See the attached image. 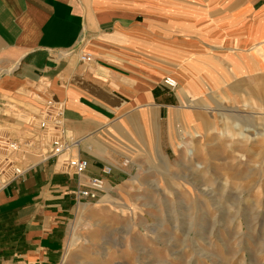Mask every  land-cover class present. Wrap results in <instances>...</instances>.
<instances>
[{
    "label": "crops",
    "instance_id": "0c3cea01",
    "mask_svg": "<svg viewBox=\"0 0 264 264\" xmlns=\"http://www.w3.org/2000/svg\"><path fill=\"white\" fill-rule=\"evenodd\" d=\"M223 20L243 61L261 46L264 69V0H0V125L16 122L3 113L10 104L42 111L51 101L69 151L88 163L77 176L40 162L0 182V264L62 263L78 207L91 202L78 191L99 177L98 197L108 193L129 176L125 158L152 160L172 134L179 98L164 79L176 78L188 99L199 75L173 71L178 40Z\"/></svg>",
    "mask_w": 264,
    "mask_h": 264
},
{
    "label": "rangeland",
    "instance_id": "374dc122",
    "mask_svg": "<svg viewBox=\"0 0 264 264\" xmlns=\"http://www.w3.org/2000/svg\"><path fill=\"white\" fill-rule=\"evenodd\" d=\"M227 21L178 40L185 46L174 47L173 71L199 75L188 99L179 84L173 90L172 134L157 141L152 160L125 158L127 179L79 205L61 264H264L262 51L252 47L243 61ZM54 109L16 103L3 111L16 122L0 125V182L15 166L39 163L38 151L49 155L60 128ZM72 156L68 149L47 161L64 170Z\"/></svg>",
    "mask_w": 264,
    "mask_h": 264
},
{
    "label": "built area",
    "instance_id": "2783aa9c",
    "mask_svg": "<svg viewBox=\"0 0 264 264\" xmlns=\"http://www.w3.org/2000/svg\"><path fill=\"white\" fill-rule=\"evenodd\" d=\"M93 60V56L90 53H84L83 55H81L80 57V61L82 63L88 64L91 63ZM164 85L167 86L168 88L174 90L175 88H177L178 84L172 79V78H165L164 79ZM47 109L46 110H50V108L55 107L51 101L48 102L47 105ZM57 108V107H55ZM54 114V124L58 125L60 128L58 130L59 136L58 137H54L53 139H51L50 141V145L49 148L52 147L51 152H48L49 155L43 154L42 152L38 151V158L40 159V162H46L48 159L51 158H57L59 157L61 154H63L64 151L70 149L71 145L68 143V135L64 136V131L61 129V110L57 109V110H51ZM42 119L41 124H40V128H45L46 122H47V118H43ZM46 136V135H44ZM45 140V139H44ZM48 140V139H47ZM49 141V140H48ZM62 141V142H60ZM13 148H15L14 146H12ZM39 162V163H40ZM87 161L80 159L77 156H72L66 160H63V165L65 166L64 170L70 171L73 174L80 176L82 175L86 168H87ZM34 165L36 164H26V165H18L15 166L13 169V173L12 176H21L27 169L32 168ZM105 174H109L111 172V168L107 167L105 169ZM104 189V180L102 178L99 177H94L90 180L89 183V187L87 189L84 190H80L78 191V197L80 199H89V200H96L98 197V194L100 192H102Z\"/></svg>",
    "mask_w": 264,
    "mask_h": 264
},
{
    "label": "bare ground",
    "instance_id": "6f19581e",
    "mask_svg": "<svg viewBox=\"0 0 264 264\" xmlns=\"http://www.w3.org/2000/svg\"><path fill=\"white\" fill-rule=\"evenodd\" d=\"M177 84H179V82H178V80L176 79V78H174V77H171ZM8 151H9V153H10V150L8 149ZM7 154L6 156H9L10 154ZM200 166L199 165H197V168H199Z\"/></svg>",
    "mask_w": 264,
    "mask_h": 264
}]
</instances>
